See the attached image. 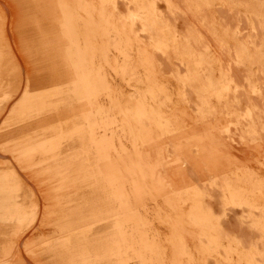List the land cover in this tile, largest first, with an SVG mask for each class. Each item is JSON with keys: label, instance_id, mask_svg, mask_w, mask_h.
<instances>
[{"label": "rangeland", "instance_id": "1", "mask_svg": "<svg viewBox=\"0 0 264 264\" xmlns=\"http://www.w3.org/2000/svg\"><path fill=\"white\" fill-rule=\"evenodd\" d=\"M0 264H264V0H0Z\"/></svg>", "mask_w": 264, "mask_h": 264}, {"label": "crops", "instance_id": "2", "mask_svg": "<svg viewBox=\"0 0 264 264\" xmlns=\"http://www.w3.org/2000/svg\"><path fill=\"white\" fill-rule=\"evenodd\" d=\"M6 192L8 193L7 187H6Z\"/></svg>", "mask_w": 264, "mask_h": 264}, {"label": "bare ground", "instance_id": "3", "mask_svg": "<svg viewBox=\"0 0 264 264\" xmlns=\"http://www.w3.org/2000/svg\"><path fill=\"white\" fill-rule=\"evenodd\" d=\"M107 193V192H106ZM110 257V256H109Z\"/></svg>", "mask_w": 264, "mask_h": 264}]
</instances>
